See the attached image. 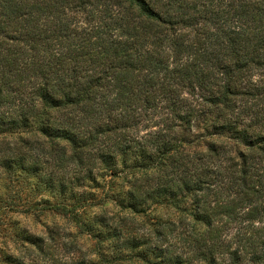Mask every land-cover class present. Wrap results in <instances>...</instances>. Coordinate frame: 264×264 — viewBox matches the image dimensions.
Listing matches in <instances>:
<instances>
[{
  "label": "trees",
  "instance_id": "obj_1",
  "mask_svg": "<svg viewBox=\"0 0 264 264\" xmlns=\"http://www.w3.org/2000/svg\"><path fill=\"white\" fill-rule=\"evenodd\" d=\"M1 180L146 264H264V0H0Z\"/></svg>",
  "mask_w": 264,
  "mask_h": 264
},
{
  "label": "rangeland",
  "instance_id": "obj_2",
  "mask_svg": "<svg viewBox=\"0 0 264 264\" xmlns=\"http://www.w3.org/2000/svg\"><path fill=\"white\" fill-rule=\"evenodd\" d=\"M31 136L23 134L25 138ZM142 175V172L135 173L136 177ZM17 190V187L1 180L0 197L11 195L15 203L13 207L0 204V264H10L7 260L9 255L36 264H146L139 258H131L130 251L119 254L113 239L103 237V241L98 243L96 238L78 227L68 216L53 211L25 212L30 202L24 200L25 193L17 195ZM99 214H106L116 223L122 222L139 232L177 221L181 215L166 203H151L145 213L136 214L114 202H107L87 208L82 218L84 222L97 227L94 217ZM23 236H33L38 242L34 246L30 245L22 240Z\"/></svg>",
  "mask_w": 264,
  "mask_h": 264
}]
</instances>
